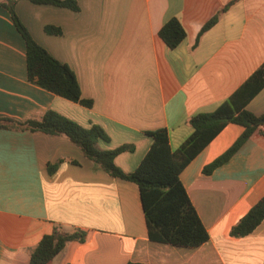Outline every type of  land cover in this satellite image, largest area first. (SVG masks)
I'll return each mask as SVG.
<instances>
[{"label":"crops","instance_id":"crops-1","mask_svg":"<svg viewBox=\"0 0 264 264\" xmlns=\"http://www.w3.org/2000/svg\"><path fill=\"white\" fill-rule=\"evenodd\" d=\"M77 3L72 11L16 0L14 10L32 38L74 71L91 105L28 81L24 40L0 5V118L23 121L53 110L84 128L97 125L108 137L96 140L98 148L132 146L114 157L124 172L149 149L146 131L166 128L175 150L193 130L190 116L213 111L264 62V0ZM171 17L186 32L174 48L158 35ZM246 109L264 114V86ZM242 130L227 123L180 172L208 234L200 245L182 247L150 241L136 183L107 174L67 136L0 128V264H28L31 248L55 225L88 235L66 242L45 264H264V218L242 237L229 235L264 194V124L226 162L202 172Z\"/></svg>","mask_w":264,"mask_h":264},{"label":"trees","instance_id":"trees-1","mask_svg":"<svg viewBox=\"0 0 264 264\" xmlns=\"http://www.w3.org/2000/svg\"><path fill=\"white\" fill-rule=\"evenodd\" d=\"M15 1L0 0V5L8 10L15 28L24 40L28 81L68 100L90 106V100L81 98L78 81L69 65L53 57L26 30L15 13ZM29 1L65 7L72 11L79 10L77 0ZM216 20L217 15L209 18L201 27L199 34L211 27ZM44 30L50 34H60V29L54 26H45ZM158 35L168 47L174 48L182 41L186 32L179 19L171 17L159 28ZM263 86L264 62L213 111L190 116L186 123L193 130L175 150L169 147L166 128L146 131L152 137V143L136 168L130 172L122 171L114 163V157L121 151L131 150V145L100 149L96 146V140L108 137L99 126L84 128L56 111L47 110L38 117H28L23 121L2 117L0 128L67 136L81 149L86 158L97 163L107 174L136 183L150 241L196 247L208 239V234L179 174L227 123L241 125L243 130L224 152L202 168L205 174L226 162L252 133L264 124V114L257 116L246 109L248 101ZM61 161L62 159H58L53 164H47V172L52 173ZM72 163L77 162L72 160ZM263 218L264 194L231 226L229 235L242 237L256 228ZM87 235L85 229L75 227L66 231L55 225L51 232L43 234L31 248L28 264H45L64 247L66 242L82 243ZM126 264L147 263L128 261Z\"/></svg>","mask_w":264,"mask_h":264}]
</instances>
